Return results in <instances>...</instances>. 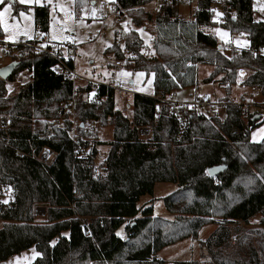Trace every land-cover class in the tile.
<instances>
[{"label":"trees","instance_id":"trees-1","mask_svg":"<svg viewBox=\"0 0 264 264\" xmlns=\"http://www.w3.org/2000/svg\"><path fill=\"white\" fill-rule=\"evenodd\" d=\"M113 2L136 28L153 26L152 54L141 50L142 38L135 29L119 35L123 48L115 41L106 50L132 71L153 74L154 95L134 94L130 118L115 108L111 85L99 84L95 100L89 101L85 94L90 86H75L55 73L56 60L50 54L21 44L0 49L10 61H18L6 80L0 78V113L10 116L8 126L0 127V187L10 188L12 194L0 211V262L34 247L39 256L29 264H194L165 262L156 253L196 236L204 225L216 224L204 242L210 261L264 264V138L250 139L262 116L241 112L227 95L237 70L244 68L241 83L260 87L264 103V55L251 52L264 49V19H254L252 0H225L236 11L226 23L209 19L213 0H196L186 7L194 8L187 20L178 17L181 6L166 0L153 13L144 6L155 0ZM86 3L77 0L78 6ZM13 5L14 12L25 9ZM34 23L41 33L48 31L46 4L35 6ZM209 26L244 33L248 47L218 48L221 40L203 29ZM201 63L212 66L206 81L220 77L226 87L220 98L227 102L223 120L207 111L176 113L155 98L194 83L196 65ZM25 70L30 80L5 96L6 83ZM74 93L73 112L80 122L75 138L68 133L70 122L59 127L44 121L58 115V104ZM256 114L258 119L253 118ZM40 118L44 120L34 130L32 122ZM87 120L110 125L112 139H88L81 125ZM141 127L149 129L145 139ZM100 144L108 151L101 172L94 174ZM43 148L54 154L50 162L37 159ZM219 164H225V170L210 176L207 169ZM157 182L177 185L163 197L171 218L154 216L151 201L138 205ZM38 205L46 206L42 221L35 216ZM256 214L258 228L240 225Z\"/></svg>","mask_w":264,"mask_h":264},{"label":"rangeland","instance_id":"rangeland-1","mask_svg":"<svg viewBox=\"0 0 264 264\" xmlns=\"http://www.w3.org/2000/svg\"><path fill=\"white\" fill-rule=\"evenodd\" d=\"M20 5L25 7L18 12H14V5ZM46 4L49 10V23L48 31L41 33L37 30L34 23V8ZM105 4V6H103ZM114 4L113 0H87L86 5L78 6L77 0H30V2L20 3L19 0L12 2V8L9 13L5 14L4 21L7 24V32L4 27L0 26L2 30L1 38L9 45L3 46L4 48L16 46L21 37L28 40L38 38L41 40H48L54 43L70 42L73 44L72 48L67 51L73 56V67L76 72L83 78L75 81V86H90V92L85 94L86 99L89 101L95 100L96 89H92L91 85L97 87L103 83L108 86L114 84L117 81L122 82L123 88L118 90L114 89V102L115 108L121 110V112L128 116L132 115L131 102L134 94H142L146 96L154 95L153 86V74L145 73L144 71H132L129 69L124 60H121V65L116 66L114 62L118 59L113 51L106 52L107 48L111 47L115 41H120V36H115V31L120 33L126 32L129 29H135L139 36L142 38L141 50L150 55L153 53L151 48V35L153 26L151 24L144 28H136L132 25L128 17L125 20L114 21V18H103L104 11ZM156 2L147 3L144 8L151 13L155 12ZM252 7L254 10L253 17L255 20L264 19V0H252ZM3 8L0 6V11ZM194 8L179 7L177 14L178 17L187 20L192 18ZM20 13H24L23 16ZM149 28V30H148ZM205 31L211 32L217 38L222 41H229L230 34L217 26H209L203 28ZM217 29L220 31L217 32ZM223 33H227V36L222 37ZM235 44H243V41L238 37H233ZM42 45V43H39ZM120 48H123V44L120 41ZM1 49V48H0ZM66 52V53H67ZM127 56V55H125ZM120 60V59H119ZM10 62V58L0 50V66L6 65ZM212 70V66L209 64L201 63L196 65L194 83L189 86H181L176 90L177 100H190L195 92H209L214 98L219 99L226 94V87L220 82V77H215L211 81H206L207 76ZM128 73V75H125ZM142 75H138L141 74ZM30 80L29 72L22 71L18 73L14 82L6 83L5 96L13 94L18 87ZM239 77L236 78V83L231 87L228 98L232 100H238L239 96H246L247 99L252 96L248 95L247 86L241 83ZM261 96H255V102L262 101ZM251 112H257L261 114L260 124L257 125L250 132V139L253 142L261 141L264 138V109L257 110L259 108H251ZM201 113V112H199ZM203 113V112H202ZM218 120H223L225 116V110L220 109L213 114ZM1 118H3V125L1 124ZM44 118H40L35 123L32 122L34 130L38 129L37 122H43ZM49 125H56L59 127L66 126V122H70L68 133L71 137L75 138L78 135L77 126L80 123L75 117L74 112H64L58 115H52L44 120ZM90 120H87L82 124L84 129L90 128ZM95 127L89 129L88 139L96 138V141L108 142L112 139V129L108 124H102L100 120H95ZM10 122V116L7 113H0V127L6 128ZM82 127V129H83ZM146 128L148 131L149 129ZM93 131V132H92ZM84 132V131H83ZM85 134V133H84ZM255 134V135H254ZM92 136V137H91ZM142 138H147L149 135H140ZM97 154L94 158L95 166L101 165L104 162L108 146L106 144H100L97 146ZM40 155V154H39ZM54 157L51 154L50 162ZM177 185L172 182H157L154 184L153 193L145 194L140 197L138 205H143L151 201L153 207V215L160 218H171L172 214L166 209L163 197L173 192ZM12 199L10 188L0 187V211L6 208L9 201ZM37 212L35 213L37 221H42V214L45 211L46 206L38 205ZM260 215L256 214L251 217L246 224L240 225L244 229L258 228V221ZM3 226V221L0 219V228ZM216 224H207L201 227L196 236L185 238L181 241H177L173 244H169L161 248L156 256L165 262L175 261H193L194 264H216L209 259L208 250L204 242L212 234ZM123 228H119L117 233L122 235ZM236 236H233L232 240L235 241ZM34 247H30L21 251L18 254L9 256L7 259L0 262V264H29L34 261L39 255Z\"/></svg>","mask_w":264,"mask_h":264},{"label":"built area","instance_id":"built-area-1","mask_svg":"<svg viewBox=\"0 0 264 264\" xmlns=\"http://www.w3.org/2000/svg\"><path fill=\"white\" fill-rule=\"evenodd\" d=\"M162 0H155L156 6L155 10H157L160 7ZM169 4H177L181 7H188V6H194L196 3V0H166ZM225 0H213V3L210 6L209 10V19L218 23H226L228 21V18H233L236 16V11L231 8L230 4L225 5L224 4ZM105 6V4H103ZM215 10V11H213ZM113 17L114 21L117 20H125V13L121 11L119 8L113 4L110 6V8L106 9L104 11V16L103 18L107 17ZM121 33L119 31H115V36H119ZM233 37H238L243 41V44H235L233 42ZM39 43H42L40 45ZM18 44L21 45H28L31 48H33L36 51H43L48 54H50L55 60L56 63L53 66L52 70L57 73L62 75L64 79L71 80L73 84L75 81L83 79L75 70L73 67V56L70 55L69 51L73 44L70 42H65V43H54L50 42L48 40H39L38 38H33V40H28L24 37H21ZM9 45L6 44L2 38L0 37V48H4L3 46ZM219 46L218 48L231 51L234 48L241 49V48H247L248 47V39L247 36L240 32V33H233L230 34V40L227 41H220L218 43ZM67 51H64V50ZM67 52V53H66ZM254 54H259V55H264V49H259V50H251ZM120 60H116L114 64L116 66L121 65ZM237 76L242 80L246 76V70L244 68H239L237 70ZM75 85V84H74ZM114 89H122L123 84L120 81L115 82L114 84L111 85ZM92 89H96L97 87L94 85V83L91 85ZM247 91L248 95L252 96L251 98L247 99V97L240 95L238 100H232V103L238 105L240 107V111L243 113H252L251 108H259L257 110L264 109V103L261 102H255L254 98L255 96H261L262 97V90L260 87L256 85H251L247 86ZM77 94L74 93L72 98L68 100L67 102H60L58 104L59 106V113L62 114L64 112L68 113H73L74 109V104L76 100ZM156 100L159 103H166L171 107L172 110H174L176 113L177 111H195V112H210L211 114H215L218 110L220 109H225L227 102L221 101L219 99H216L212 96L211 93L209 92H195L194 96L188 101V100H177L176 99V91H171L166 95H159L155 97ZM254 112V111H253ZM3 118H1V124L3 125ZM90 128L84 129L83 131L85 135L88 134L89 129L95 127L96 121L95 120H90ZM139 133L140 135H148L149 131L141 127L139 128ZM52 151L48 148H43L42 152L40 155L37 157V159L43 163H47L51 156ZM80 156H84V151L81 152ZM102 170V164L98 166L93 167V173L98 174ZM35 209V213L38 215H41L37 212V208ZM45 212V211H44ZM44 212L42 214H44Z\"/></svg>","mask_w":264,"mask_h":264},{"label":"water","instance_id":"water-1","mask_svg":"<svg viewBox=\"0 0 264 264\" xmlns=\"http://www.w3.org/2000/svg\"><path fill=\"white\" fill-rule=\"evenodd\" d=\"M13 1L14 0H12V2ZM17 65H18V61L13 60V61H10L6 65L0 66V78L2 80H6L12 74V72L14 71V69ZM259 117H260L259 114H256L253 116V118H255V119H258ZM225 168H226L225 164H219V165H215V166L208 168L207 172H208V170H211L210 176L213 177V176H216L217 174L223 172L225 170Z\"/></svg>","mask_w":264,"mask_h":264},{"label":"snow or ice","instance_id":"snow-or-ice-1","mask_svg":"<svg viewBox=\"0 0 264 264\" xmlns=\"http://www.w3.org/2000/svg\"><path fill=\"white\" fill-rule=\"evenodd\" d=\"M20 3H26V2H30V0H19ZM0 6H2L3 10L0 11V26L4 27L5 32H7V24L4 21V17L6 13H9L11 11L12 8V0H0ZM215 11V10H213ZM21 16L24 15V13H20ZM235 18V17H233ZM220 30L217 29V32H219ZM227 36V33H223L222 37ZM125 75H128V73H125ZM138 75H142L138 74ZM261 131H264V129H262ZM255 135V134H254ZM209 175H211V170H208ZM36 255H39V253H36Z\"/></svg>","mask_w":264,"mask_h":264},{"label":"crops","instance_id":"crops-1","mask_svg":"<svg viewBox=\"0 0 264 264\" xmlns=\"http://www.w3.org/2000/svg\"><path fill=\"white\" fill-rule=\"evenodd\" d=\"M31 75H30V72H29V77H30Z\"/></svg>","mask_w":264,"mask_h":264}]
</instances>
